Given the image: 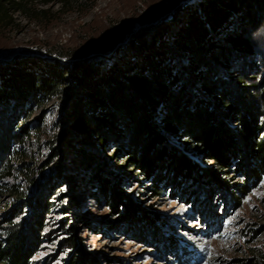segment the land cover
Here are the masks:
<instances>
[{
    "label": "rangeland",
    "instance_id": "374dc122",
    "mask_svg": "<svg viewBox=\"0 0 264 264\" xmlns=\"http://www.w3.org/2000/svg\"><path fill=\"white\" fill-rule=\"evenodd\" d=\"M10 1L11 22L0 25V88L5 84L12 91L32 75H50L53 67L74 63L95 69L93 78L116 64L138 63L142 53L133 42L139 34L154 49L172 55L174 71L186 75L179 83L189 98L211 99L187 68V53L172 45L206 0ZM235 23L232 28L237 29ZM246 34L254 50L231 53L233 69L243 77L255 74L257 79L247 86L259 83L262 92L264 21L248 27ZM217 38L230 47L224 36ZM213 70V77L226 75L218 66ZM202 72L209 70L197 69ZM230 87L239 106H262L258 136L263 139L264 93L259 96L257 87L241 89L232 82ZM60 97L27 102L10 95L0 103V251L15 234L29 264H245L264 252V166L256 174L253 168L260 160L251 157L249 173L241 171L251 152L245 139L237 137L245 151L223 171L193 150L184 135L163 133L166 151L179 153L165 157L169 167L161 170L158 188V176L129 166L127 153H119L111 137L104 150L91 141L87 148L94 153L96 174L108 178L111 187L105 194L92 175L96 171L90 174L87 166L76 164L63 144V137L72 133L63 120L70 117L68 96ZM229 128L238 132L241 125ZM54 148L60 149L57 156ZM181 155L190 167H179Z\"/></svg>",
    "mask_w": 264,
    "mask_h": 264
},
{
    "label": "trees",
    "instance_id": "16d2710c",
    "mask_svg": "<svg viewBox=\"0 0 264 264\" xmlns=\"http://www.w3.org/2000/svg\"><path fill=\"white\" fill-rule=\"evenodd\" d=\"M43 1L49 4L55 0ZM59 1L63 4L77 2ZM13 4L10 0H0L1 26L10 24L9 8ZM16 8L20 9L22 5L17 3ZM198 10L199 13L195 12L174 37L172 45L187 53V68L201 80L206 95L211 96L210 100L189 98L186 87H180L179 83L186 75L181 76L174 71L176 61L170 63L172 55L165 49H154L152 42L146 43L137 34L133 47L142 53L138 63L130 64L128 60L124 65L116 64L97 78H93L96 70L83 63H74L66 68L53 67L50 75H32L24 79L21 86L13 85L12 91L7 90L9 87L4 84L0 88V103L8 102L10 95L27 102L32 98L40 102L50 95L68 96L66 112L70 117L67 120L64 116L63 120L68 122L72 134L63 137V144L76 158V164L87 166L90 174L96 171L92 175H96L105 194L111 188L108 178L96 174L98 168L94 169V153L87 147L96 140L104 150L110 137L119 147V153H127L129 166L145 175L154 173L155 178L158 176L157 188L161 186L157 180L164 177L161 170L167 163L166 158L179 153L175 149L166 151L163 133L174 138L184 135L193 150L211 158L223 171L231 167L233 158L245 151L237 142V137H241L245 139V147L251 148L249 156L241 162V171L248 172V161L254 157L260 160V166L253 168L258 174L259 167L264 166V138L259 140L258 136L263 128L258 123L263 116L262 106H245L247 103L239 106L238 101L231 97L234 87H230V83L241 89L257 87L259 96L264 91H259V83L247 86L248 81L257 79L255 74L243 77L241 73L234 72L231 53L253 52L246 30L264 21V0H206L200 3ZM235 16L237 29L232 28ZM219 35L230 42V47L217 38ZM216 66L227 76L213 77L210 72ZM200 67L209 72L197 73ZM232 123L240 124L241 130H231L229 126ZM59 150L54 148L53 155L57 156ZM178 163L185 169L192 165L186 155H181ZM60 168L61 164L57 163L56 169ZM130 218L133 220L134 217ZM11 235L7 247L0 251V264H29L20 239L15 234ZM72 264H80V260ZM245 264H264V252L248 258Z\"/></svg>",
    "mask_w": 264,
    "mask_h": 264
}]
</instances>
